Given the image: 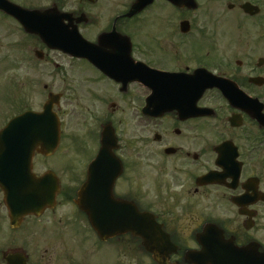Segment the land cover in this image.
<instances>
[{
  "label": "flooded vegetation",
  "instance_id": "obj_1",
  "mask_svg": "<svg viewBox=\"0 0 264 264\" xmlns=\"http://www.w3.org/2000/svg\"><path fill=\"white\" fill-rule=\"evenodd\" d=\"M41 6L49 7L53 49L21 33L22 93L6 105L11 113L42 111L49 94L58 95L60 131L52 143L38 131L27 172L19 168L23 157H0V264H141L149 253L140 237L117 229L129 219L127 201L155 216L179 247L173 260L202 249L206 233L218 228L233 244L264 251V110L236 105L249 98L264 104V0ZM80 38L83 58L67 53ZM44 64L52 67L45 83ZM203 70L215 75L214 88L202 90ZM164 101L174 109L160 113ZM207 108L214 113L201 111ZM92 161L102 237L75 203ZM12 165L14 173L6 170ZM17 182L32 183L39 198L8 195Z\"/></svg>",
  "mask_w": 264,
  "mask_h": 264
},
{
  "label": "water",
  "instance_id": "obj_2",
  "mask_svg": "<svg viewBox=\"0 0 264 264\" xmlns=\"http://www.w3.org/2000/svg\"><path fill=\"white\" fill-rule=\"evenodd\" d=\"M0 8L5 11H9V10L11 12L13 11L12 13H14L15 16L19 18L21 23L24 24V27L28 33H35L39 35L42 41L47 43L49 46L53 47L49 10L28 11L26 9L13 5L11 2L6 3L5 0H0ZM75 31L74 30L72 31L73 35L75 34ZM72 49H73L72 53H74L75 55L76 54L80 56L84 55L82 53L83 49L81 46H78L77 48L74 46ZM47 106H49V104H47L46 107ZM32 119L34 124H36V122L39 123L37 125V128L35 125V132L37 130H40L39 128L40 123H42L44 131L58 130V118H56L50 112V109H47L46 112L43 113L42 115L35 114V116H33ZM25 122H26V115L14 118V120L10 124L4 127L3 130H1L0 142H2L4 145L6 144L5 142H11L13 140L12 132H15V130L17 129L22 130L21 131L22 133L28 132L26 131L25 126L22 128V126L25 125ZM49 134L51 135V133ZM31 155H32V150L30 149L29 156ZM28 164L29 165H27V167L25 164H21V169L26 168V172H27V168L31 167V163L29 162ZM32 188L33 187H31V184L28 183V186L22 189L21 194L27 196L28 192L31 193V190H29L28 192H24L23 190H28ZM93 211L94 209L92 210V212ZM87 212L93 215V213H91V210H87ZM137 223H138V227L134 228L133 231L136 234L139 233L141 237H143L147 250L148 251L150 250L154 253V257L156 261L159 264H172L168 262V258H169L168 255L170 253L171 247L169 246V243L165 239H163V237H161L162 235L159 233V231L157 232L154 224L151 221L148 220L146 221V219L141 220L140 214H138ZM93 224H95V226L98 227V223L95 222V219L93 220ZM244 249H246V251L237 248V252L241 254L242 253L246 254L245 259L244 260L242 259L243 262L246 261L247 264H264V254L260 253L258 249L255 248L251 249L249 247H245ZM187 260L190 263L202 264V262H200V258H198V254H196L195 252L188 253Z\"/></svg>",
  "mask_w": 264,
  "mask_h": 264
},
{
  "label": "rangeland",
  "instance_id": "obj_3",
  "mask_svg": "<svg viewBox=\"0 0 264 264\" xmlns=\"http://www.w3.org/2000/svg\"><path fill=\"white\" fill-rule=\"evenodd\" d=\"M17 2H21V4H30L34 6H41L42 4H47L49 0H16ZM0 126L4 124L6 119L9 117V112H6L8 109L7 103H9L12 99L9 96L11 93H13L15 90V93L20 94L22 93V87L21 82H22V77L21 74L23 73V70H21V66L19 63V55L18 51L15 50L17 49V39H18V34L16 32H12L11 28H14L15 26L9 22V19L0 14ZM20 31V30H19ZM225 44L228 46L230 44L229 42H225ZM14 48V49H13ZM14 57V59H13ZM46 66L43 67L42 71L40 72V75L43 77L42 82H48L51 80V72H52V67L50 65L44 64ZM13 75V79L10 78V76ZM10 80L12 81L13 85L16 86L19 90H17L16 87L11 86ZM14 93V94H15ZM9 96V97H8ZM37 99H32L31 104L35 105L38 104L39 98L36 97ZM15 105L17 106H22L20 108V111L23 110L24 108V102H15ZM8 113V114H7ZM11 115V114H10ZM13 115V114H12ZM67 124V126H69ZM203 204L209 202L207 200L202 199L201 200ZM183 204H185L186 200L184 198L181 199L180 201ZM182 218L186 221H192L195 220L193 216H188L184 214ZM196 226V224H195ZM194 226V227H195ZM183 232V235L186 237L188 234V231H185L183 228L181 230ZM73 244L77 247H80L78 243L75 241ZM150 259L146 257L145 255L141 256V264H150Z\"/></svg>",
  "mask_w": 264,
  "mask_h": 264
}]
</instances>
